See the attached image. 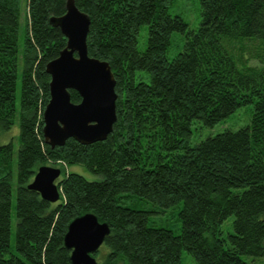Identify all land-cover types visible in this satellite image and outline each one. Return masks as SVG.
Instances as JSON below:
<instances>
[{
    "label": "trees",
    "instance_id": "1",
    "mask_svg": "<svg viewBox=\"0 0 264 264\" xmlns=\"http://www.w3.org/2000/svg\"><path fill=\"white\" fill-rule=\"evenodd\" d=\"M73 2L89 18L88 55L112 71L115 120L101 140L43 141L44 67L65 45L48 18L64 13L65 0H0V132L14 120L18 129L16 146L0 142V264H70L63 234L87 211L109 228L92 253L100 264H181L182 250L195 264H261L264 0H198L193 27L169 12L173 0ZM69 98L80 100L74 89ZM248 103L247 122L188 143L193 120L211 126ZM13 162L17 252L9 248ZM71 163L99 178L63 170ZM39 164L60 165L54 202L26 186ZM165 209L175 229L160 222Z\"/></svg>",
    "mask_w": 264,
    "mask_h": 264
},
{
    "label": "water",
    "instance_id": "2",
    "mask_svg": "<svg viewBox=\"0 0 264 264\" xmlns=\"http://www.w3.org/2000/svg\"><path fill=\"white\" fill-rule=\"evenodd\" d=\"M48 21L59 28L65 45L44 67L49 74V97L42 109L43 141L52 147L61 145L68 137L80 143L104 139L115 120L117 94L107 61L87 53L89 18L73 0H65L64 13L50 16ZM69 89L79 94L78 102L70 100ZM59 174L58 166L39 164L26 186L40 198L54 202L59 197L56 180ZM108 230L106 222L98 221L88 211L71 218L63 234L70 264H100L92 253Z\"/></svg>",
    "mask_w": 264,
    "mask_h": 264
},
{
    "label": "rangeland",
    "instance_id": "3",
    "mask_svg": "<svg viewBox=\"0 0 264 264\" xmlns=\"http://www.w3.org/2000/svg\"><path fill=\"white\" fill-rule=\"evenodd\" d=\"M22 10L19 18V27H18V47L20 49L22 44L23 38V11H24V3H20ZM198 0H173L171 5L169 6L168 10L170 13L178 12L187 22L189 27H193L197 23V15H198ZM144 43V30L141 28L137 34V47L140 49L143 47ZM250 63H255L254 59L249 60ZM22 66V61L20 57L17 60V77H16V88H15V98L16 102L19 96V74ZM251 109V104H245L235 108L230 114L225 116L220 121L214 123L211 126L202 125L197 120H193L191 123V134L188 138V143L193 144L198 140L204 138L207 135L214 134L218 131H221L224 128H231L234 129L245 122L248 121V114L249 110ZM17 121L14 120V123L10 126V128L6 131L0 132V142L8 141L12 139L14 145L16 146V136H17ZM53 166H58V164H50ZM63 170L75 171L83 175L86 179H98L99 175L92 173L89 171L82 163H71L68 165L62 164ZM61 173L58 175V177ZM11 182H12V189H11V197H10V226H9V248L13 252H17L14 247V229H15V216H14V187H15V168L14 162L12 165V172H11ZM170 209H165L162 213V219L160 222L164 225H167L170 228L175 229V222H174V214L171 212ZM156 218V217H154ZM181 256V264H195L192 257L184 250L180 253ZM261 264H264V259H262Z\"/></svg>",
    "mask_w": 264,
    "mask_h": 264
}]
</instances>
